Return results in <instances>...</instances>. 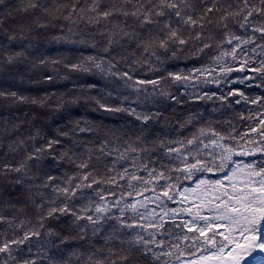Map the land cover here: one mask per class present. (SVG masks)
<instances>
[{"label": "snow or ice", "instance_id": "1", "mask_svg": "<svg viewBox=\"0 0 264 264\" xmlns=\"http://www.w3.org/2000/svg\"><path fill=\"white\" fill-rule=\"evenodd\" d=\"M30 9L43 12L46 20H54L59 14L73 24L85 21L100 26L96 32L109 58L89 55L63 67L116 79L126 92H118L113 98L112 92H101L96 83L86 82L80 96L67 103L75 104L82 96L97 110L126 113L142 124L140 133L152 128L154 135V122L167 119V108L137 111L139 104L133 107L135 102L130 96L139 100L147 93L180 103L166 90L171 84L186 86L200 81L219 85L223 81L228 86L237 83L231 79L234 72L246 73L239 84L259 79L264 85V0H68L52 7L42 0H24L23 10ZM22 55H9L3 63L7 66L18 62ZM189 56L201 66L186 73L166 74L155 67L163 66L169 58ZM202 56L209 57L210 63L204 65ZM144 66L158 75L141 78L138 68ZM45 78L52 81L54 76ZM89 90L96 94H89ZM213 97L216 93L186 99ZM50 99L0 90V104L44 108ZM57 99L58 107H64L63 98ZM216 99L255 105L243 117L252 123L242 128L231 122L197 128L195 118L189 117L177 125L195 129H190L191 134L184 135V139L159 140L150 149L145 147L149 137L138 135L139 143L133 141L112 149L105 137L95 157L92 150L86 155L74 151L78 134L95 131L87 122L76 121L74 126L37 139L41 133L35 124L23 127L30 120H10L16 136L27 132L28 137L16 147L8 145L9 151L27 147L18 162L15 156L0 154V181L19 186L17 191L26 198L16 199L15 204L32 207L35 222L27 218L24 208L6 211L5 204L11 208L15 205L0 195V229H8V233L0 232V264H64L60 245L67 246L69 240L87 244L89 231L96 236L105 224L104 246L78 244L84 251L72 253L76 264H264V95L250 98L243 90L229 87ZM7 131L0 129V136ZM157 149L167 156L168 164L156 167L136 155L138 151L146 153L150 161ZM113 154L115 159L109 163L100 159ZM42 161H46L43 175L37 176ZM65 165L71 166V174H53V169L59 171ZM34 188L38 189L35 193ZM21 215L25 219H20ZM73 228L76 235L69 231ZM42 233L55 249L51 255L38 241Z\"/></svg>", "mask_w": 264, "mask_h": 264}, {"label": "trees", "instance_id": "2", "mask_svg": "<svg viewBox=\"0 0 264 264\" xmlns=\"http://www.w3.org/2000/svg\"><path fill=\"white\" fill-rule=\"evenodd\" d=\"M42 2L48 7H52L53 5L59 6L67 3L68 0H42ZM23 3L24 0H3V3L0 4V19H3V23L0 24V90L15 91L19 95L29 98L52 97V99L48 100L44 108L34 105L0 104V112L3 113V117L0 118V129H8L4 135L0 136V154H4L9 158L15 156V162L23 159L27 145L17 148L15 152H10L8 145L11 144L16 147L21 139H27L28 133L23 132L20 136H16L11 130L10 120L16 123H20L25 118L30 120L31 123L23 125V127H31L32 124H35L36 129L41 133V136L37 137V139L54 135L58 129L74 126L76 121L87 122L94 126L95 131L78 134L79 143L74 148V151L77 154L83 153L86 155L88 150H92L94 157L99 155L97 149L103 143L105 137L111 141L110 147L112 149L133 141L139 143L137 140L138 135L142 138L143 136L149 137V142L145 144V147L150 149L155 148V143L159 140L184 139V135H190L191 131L195 129H192L191 125L184 129L179 128L177 125L189 117L195 118L193 123L196 124L197 128L206 127L209 123L213 127H217L226 125L228 122H231L237 128H242L246 124L252 123L251 121L246 122L243 117H247L249 109H255V105L243 102L238 105L228 104L216 99V97L226 94L229 87L243 90L245 95L250 98L264 95V85H261L259 79L246 80L244 84L238 83L239 79L244 77L246 73H232L231 79L237 81V83H232L228 86H225L223 81L219 85L216 83H201L200 81H192L186 86L171 84L166 90L180 100V103H176L172 99L151 96L147 93L142 94L139 100L135 96H130L129 99L135 102L133 107L139 104L137 111H156L158 108H167L165 112L167 119L154 122V135L151 134L152 128L140 133L142 124L136 121L134 117L126 113H109L97 110L93 102L84 99L82 96L75 104L67 103L75 99L76 96H80L82 90L86 88V82L96 83L97 89L101 92H112L113 98L117 96L118 92H126L122 83L116 79L71 72L63 67L64 64L79 62L81 57L89 55H100L105 59L109 58L108 54L103 52L100 43L101 37L96 32V28L100 26L88 25L85 21H78L73 24L70 20L60 17L59 14L54 20L52 17H48L46 20L45 14L39 10L30 9L25 12ZM5 4L8 5L7 8L4 7ZM9 12H11L10 16ZM48 20H52V23H48ZM41 24L46 26L41 27ZM82 41H88L89 43L85 44ZM93 43L97 45L95 49L91 47ZM16 53L23 54L20 58L22 62L18 61L5 66L3 61L9 55L14 56ZM112 55L116 56L117 60L120 59L116 53H112ZM200 59L204 65L210 63L209 57L202 56ZM53 61L58 63H53ZM200 66L201 64L197 62V59L191 56L180 59L169 58L164 62L163 66L155 65L159 72H164L165 74L168 71L186 73L190 69ZM138 71L142 73L141 78H155L158 75V72L148 70L147 66L138 68ZM46 75H53L54 79L49 81L45 78ZM247 75L253 74L247 73ZM204 93H216V97L211 100L207 98L204 100L186 99L190 95H203ZM89 94H96V91L89 90ZM57 98H63L66 102L64 107H58L60 100ZM161 101H163V104H161ZM61 139L65 140L66 138L61 137ZM136 155L144 162L151 163L156 167H159L161 163H169L167 156L159 149L153 152L150 161L146 153L141 154L138 151ZM100 159L103 163H109L115 159V154L112 157L101 156ZM44 163L46 161L41 162V170L35 173L37 176L43 175ZM65 172L71 174L70 165H65L59 171L53 169V174L58 177ZM18 188L19 186L11 183V181H0V195H3L6 200H11L15 205L14 208H11L8 204H5L4 208L6 211L24 208V211L28 213L27 218L35 222V214L32 207L24 204H15L16 199L23 200L26 198L21 197L20 192L17 191ZM36 191L38 189L34 188L33 193ZM169 206L177 207L175 204H170ZM20 219H25V217L21 215ZM61 227L66 228V225L62 224ZM106 228L107 224L96 236H92L89 231L87 244L83 240H69L67 246L60 245L64 249V264H76V259L72 253L84 251L83 248L77 247L78 244H84L85 247L95 245L97 248L104 246L105 240L103 237L105 236L104 229ZM69 231L72 232V235H76L75 228ZM0 232L8 233L7 226L0 229ZM38 241L49 255L55 252V249H51L48 241L45 240L43 233L38 238ZM56 242L59 243L58 241ZM33 251H37L35 246Z\"/></svg>", "mask_w": 264, "mask_h": 264}, {"label": "rangeland", "instance_id": "3", "mask_svg": "<svg viewBox=\"0 0 264 264\" xmlns=\"http://www.w3.org/2000/svg\"><path fill=\"white\" fill-rule=\"evenodd\" d=\"M247 159H251V158H247ZM209 175H211V174H209ZM212 178H215V177H212Z\"/></svg>", "mask_w": 264, "mask_h": 264}]
</instances>
